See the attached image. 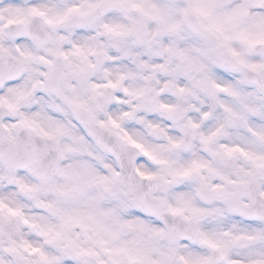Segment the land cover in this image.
Wrapping results in <instances>:
<instances>
[{
	"label": "snow or ice",
	"instance_id": "obj_1",
	"mask_svg": "<svg viewBox=\"0 0 264 264\" xmlns=\"http://www.w3.org/2000/svg\"><path fill=\"white\" fill-rule=\"evenodd\" d=\"M0 264H264V0H0Z\"/></svg>",
	"mask_w": 264,
	"mask_h": 264
}]
</instances>
